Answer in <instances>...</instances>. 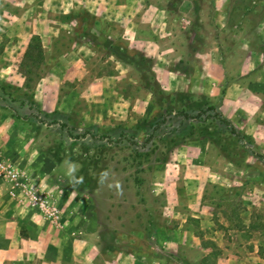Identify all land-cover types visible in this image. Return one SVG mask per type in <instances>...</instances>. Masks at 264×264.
Segmentation results:
<instances>
[{
    "label": "rangeland",
    "instance_id": "1",
    "mask_svg": "<svg viewBox=\"0 0 264 264\" xmlns=\"http://www.w3.org/2000/svg\"><path fill=\"white\" fill-rule=\"evenodd\" d=\"M189 1L0 0V107L22 116L65 185L103 192L111 206L123 200L119 212L105 213L98 240L103 249L123 240L141 264H200L212 249L222 253L220 236L227 252L264 254V160L250 136L239 138L212 115L198 90L199 72L212 70L198 64L210 60L213 44L226 76L235 55L245 59L236 47L264 46V0ZM34 35L42 55L25 58ZM188 140L203 142L201 156L214 169L218 157L235 160L237 173L188 185ZM164 192H204L207 227L189 217L179 229L185 215L165 209ZM99 196L98 206L108 207Z\"/></svg>",
    "mask_w": 264,
    "mask_h": 264
},
{
    "label": "crops",
    "instance_id": "2",
    "mask_svg": "<svg viewBox=\"0 0 264 264\" xmlns=\"http://www.w3.org/2000/svg\"><path fill=\"white\" fill-rule=\"evenodd\" d=\"M190 3L183 0L182 5L188 7ZM204 18L202 14L200 20ZM262 19L264 22V14ZM202 45L197 51L208 53ZM210 51L213 54L210 60L200 59L202 64H198L200 70L206 64L212 69L207 74L199 72L198 90L233 122L242 134L241 138L250 136L256 152L264 155V46L236 47L235 53L243 52L245 59L241 61L235 55L229 76L224 72L219 46L213 44ZM33 138L31 129L22 125L20 118L0 107V163L10 164L20 174L18 184L0 175V264H94L96 261L101 264H141L138 250L125 251L123 240L116 239L120 247L104 249L98 240V231L105 220H109L105 219V213L119 212L123 200L118 198L111 206L114 200L111 196L105 197L103 192H78L65 185L51 170L49 159ZM201 146L204 144L200 141L186 142L187 156L183 162L185 159L187 168L184 170L188 177L193 175L194 178L187 179L188 185L204 177L211 179L212 175L237 173V162L230 158L218 157L215 164L221 168L214 169V164L201 156L204 155L199 149ZM98 193L108 207L98 206ZM203 193L164 192L165 209L172 214L183 211L180 214L185 215L179 229L189 217H200V227H207L211 211L208 209L207 213L205 205L202 206ZM225 193L228 197L233 195V192ZM169 230H172L171 226L166 227L164 233L169 238L166 243L171 242L173 236ZM200 239L203 240V236ZM214 243L220 250L221 246L223 248L217 264H264V254L227 252L228 242L221 236ZM198 244L204 247L202 241ZM150 258L145 261L153 263Z\"/></svg>",
    "mask_w": 264,
    "mask_h": 264
},
{
    "label": "trees",
    "instance_id": "3",
    "mask_svg": "<svg viewBox=\"0 0 264 264\" xmlns=\"http://www.w3.org/2000/svg\"><path fill=\"white\" fill-rule=\"evenodd\" d=\"M34 54L37 55H42V44L40 41V37L37 35L32 36L30 43L25 51L24 57L28 58V57H33ZM209 110H214V113L212 114L214 117H216L217 119H219L223 124L228 125L231 129V132L233 134H236L238 137H242V134L236 129L235 125L233 124V122L231 120H229L227 117H225L223 115V113L221 111H219L213 104L208 106ZM178 114L183 115L186 118H192V119H198L199 118V113L196 114H191L187 111H180L178 112ZM14 115L18 118H22V116L14 113ZM39 121H43L41 119L38 118ZM55 123H59L62 127L66 126L67 124L60 121V120H54L52 122H50L49 124H55ZM85 137V134H79L76 136V138H83ZM252 153L260 158H262L264 160V155L256 152V151H252ZM219 252L214 248L212 249L207 255H204L201 260H200V264H217V257H218Z\"/></svg>",
    "mask_w": 264,
    "mask_h": 264
},
{
    "label": "built area",
    "instance_id": "4",
    "mask_svg": "<svg viewBox=\"0 0 264 264\" xmlns=\"http://www.w3.org/2000/svg\"><path fill=\"white\" fill-rule=\"evenodd\" d=\"M0 175L7 177L15 184H18L20 182L19 172L15 168H13L10 164L0 163Z\"/></svg>",
    "mask_w": 264,
    "mask_h": 264
}]
</instances>
